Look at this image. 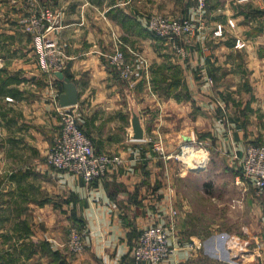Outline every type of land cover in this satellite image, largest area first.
I'll use <instances>...</instances> for the list:
<instances>
[{
	"label": "crops",
	"instance_id": "crops-1",
	"mask_svg": "<svg viewBox=\"0 0 264 264\" xmlns=\"http://www.w3.org/2000/svg\"><path fill=\"white\" fill-rule=\"evenodd\" d=\"M28 1L0 0V264H134L139 233L171 223L175 250L160 264H264V200L235 175L245 146L264 145V0H209L203 29L181 40L183 57L146 23L195 19L194 0H35L60 15L50 37L77 87L71 110L99 153L121 159L90 183L47 161L63 88L41 72L19 24ZM117 41L134 65L128 81L108 62ZM133 109L143 140L132 139ZM188 140L210 143L211 162L182 166ZM221 188L247 191L243 227L220 215L201 225L189 194L219 208ZM71 227L84 235L82 253L68 249Z\"/></svg>",
	"mask_w": 264,
	"mask_h": 264
},
{
	"label": "built area",
	"instance_id": "built-area-1",
	"mask_svg": "<svg viewBox=\"0 0 264 264\" xmlns=\"http://www.w3.org/2000/svg\"><path fill=\"white\" fill-rule=\"evenodd\" d=\"M196 18L180 16H151L146 27L156 37L168 41L178 52L183 50L176 45L182 39H190L203 29L204 14L209 0H194ZM59 13L40 8L35 0L28 1L27 12L21 16L19 24L27 33L33 44L36 62L43 74L59 71V55L57 43L50 35L59 26ZM215 36L222 35V26L217 25ZM118 41L116 46L118 45ZM236 46H240L237 41ZM133 53V52H132ZM141 63L140 54L133 53ZM110 66L118 77L124 81L131 80L134 65L127 60L124 51L116 47L107 55ZM71 107H57L59 114V130L47 155L48 163L56 170L67 171L81 177L86 183L106 176L113 165L121 163L118 156L99 153L92 139L81 128L76 113ZM154 150L163 155L164 147L161 138L153 142ZM187 153V152H185ZM183 152V156L185 154ZM240 160L237 182L249 184L257 197L264 200V145L249 144L245 146ZM199 166L201 161H196ZM172 223L165 226H151L142 230L133 247L134 264H160L173 254L175 248L170 244ZM68 249L78 253L85 249L84 235L76 227H71L67 240Z\"/></svg>",
	"mask_w": 264,
	"mask_h": 264
},
{
	"label": "rangeland",
	"instance_id": "rangeland-1",
	"mask_svg": "<svg viewBox=\"0 0 264 264\" xmlns=\"http://www.w3.org/2000/svg\"><path fill=\"white\" fill-rule=\"evenodd\" d=\"M154 36L156 37L155 34H154ZM158 39L165 41L161 38H158ZM184 40L187 41V39H182V41H184ZM165 42H168V41H165ZM169 45L171 47H173L170 43L168 44V46ZM176 45H178L183 51L178 52L176 50V48L173 47V49L171 48V52L174 51V52H176V54H178L182 57H183V55H186L185 49L181 46V41H178V43L176 42ZM141 58H142L141 61L143 62L145 69H148V64H147L146 60L142 56H141ZM210 83H211V81H210ZM218 105H219V108L225 113L226 112L225 106L222 103H218ZM197 127H199V126H197ZM186 148H192L191 154L185 153V152H187ZM210 148H212V145L210 143L209 144H207V143L199 144L198 140L184 141L181 149H179L180 154H181L180 159H181L182 166L184 165V167L189 168L191 171H195V169H191V165L193 164L194 166L195 165L197 166L196 161H200L201 158H203V157H204L205 162L202 163L201 166L203 167V166L207 165V163L211 162L210 161V159H211L210 158V152L208 151ZM179 151H178V153H179ZM183 152L185 153L184 156H183ZM199 166H200V164H199ZM238 174H239V169L237 171H235V175L238 176ZM219 190L222 191V195H221L222 198L223 199L225 198V200H222L219 208H216L212 203H209L208 200H204L202 197L200 198L199 194L196 195L192 192L189 194V198L191 200V203L193 204V207L196 209L195 213L197 211L200 212L199 214L198 213H196V214L200 216L201 225L203 226L204 224L207 225L208 223H210V224L214 223L215 219L219 217L217 215H220V217L223 219V223H228V225H230L231 223H235L236 221L233 218L235 216H238V220H237L238 225H239V227H243L244 223L246 222L244 214L246 213V210H247V207H246L245 202H244L245 201L244 199L246 198V196L244 194L247 191H244V194H242L243 193L242 190L238 189V188L237 189L221 188ZM205 191L207 192L208 189ZM252 194H253V196H254V194L256 195L255 192H253ZM208 195H209V193L207 192V196ZM230 196L235 199V203H234V200H231L232 198L229 199ZM228 199L230 200L229 202L226 201ZM241 218L243 220H241ZM83 251L78 252V253L71 251V253L79 254V253H82Z\"/></svg>",
	"mask_w": 264,
	"mask_h": 264
},
{
	"label": "water",
	"instance_id": "water-1",
	"mask_svg": "<svg viewBox=\"0 0 264 264\" xmlns=\"http://www.w3.org/2000/svg\"><path fill=\"white\" fill-rule=\"evenodd\" d=\"M54 75L60 81L63 92L58 97V106L59 107H71L77 104L78 102V92L75 84L65 77L62 72L56 71ZM132 112L131 125H132V139L133 140H143L144 139V129L140 122L141 115L139 112L134 109Z\"/></svg>",
	"mask_w": 264,
	"mask_h": 264
},
{
	"label": "bare ground",
	"instance_id": "bare-ground-1",
	"mask_svg": "<svg viewBox=\"0 0 264 264\" xmlns=\"http://www.w3.org/2000/svg\"><path fill=\"white\" fill-rule=\"evenodd\" d=\"M186 151H187V153H189V154H191V152H192V148H186ZM201 164H200V166H194L193 164L191 165V169H195V170H197V169H200L202 166V163H204L205 162V160H204V157L203 158H201ZM187 162V161H186Z\"/></svg>",
	"mask_w": 264,
	"mask_h": 264
}]
</instances>
